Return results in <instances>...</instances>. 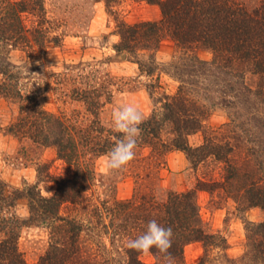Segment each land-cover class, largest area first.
I'll return each mask as SVG.
<instances>
[{
  "label": "trees",
  "instance_id": "16d2710c",
  "mask_svg": "<svg viewBox=\"0 0 264 264\" xmlns=\"http://www.w3.org/2000/svg\"><path fill=\"white\" fill-rule=\"evenodd\" d=\"M122 1L106 0L109 7ZM146 1L160 6L162 18L134 25L119 22L121 41L115 49L140 59L141 51H156L165 38H171L180 53L175 64L180 86L174 96L162 101V111L140 125L142 132L130 164L143 166L146 147L160 161L172 150L182 151L195 167L214 158L224 164L223 181H200L197 190L211 194L221 190L243 209L258 208L264 214V116H259L264 111V6L250 9L236 0ZM27 17L32 20L30 25ZM60 25L48 17L45 0H0V106L5 103L17 111L8 132L21 142L55 147L59 159L71 168L69 175L48 176L57 186L48 197L38 185L20 189L0 177V264H30L19 248L21 231L30 224L51 233L47 252L35 264H163L164 255L155 248L150 252L155 261L146 262L142 254L123 243L143 234L153 219L173 230L169 249L173 264H185V249L195 242H201L204 249L196 264L220 260L224 264H264V219L247 224L246 251L232 258L228 240L207 232L196 190L170 192L160 201L155 193L137 189L130 199L114 197L101 206L93 205L88 210L89 224L62 213L65 205L88 204V194L97 183L95 160L107 156L120 134L100 119L101 109L113 98L110 85L91 86L83 70L65 74L58 85L66 98L86 106L94 117L86 122L79 116L48 111L40 105L37 92L29 90L26 80L31 76L23 69L37 50L62 44ZM200 49L212 52L213 59L202 60ZM16 52L21 53L24 66L14 62ZM137 62L150 75L157 68L153 63ZM249 73L258 77L255 89L246 82ZM216 95L225 100L231 95L234 100L229 103L239 104L230 110L231 122L222 134L207 128L218 107ZM253 121L255 130L251 129ZM199 132L205 133L204 144L193 147L190 136ZM22 200L29 206L26 219L16 212ZM86 231L109 235L114 246L121 242L117 256L100 260L89 253L83 238Z\"/></svg>",
  "mask_w": 264,
  "mask_h": 264
},
{
  "label": "rangeland",
  "instance_id": "374dc122",
  "mask_svg": "<svg viewBox=\"0 0 264 264\" xmlns=\"http://www.w3.org/2000/svg\"><path fill=\"white\" fill-rule=\"evenodd\" d=\"M45 1L48 17L61 24L59 34L64 35V40L59 46L49 44L45 50H37L29 61V66L23 69L27 76H31L26 80L29 90L37 92L38 101L45 109L67 117L79 116L81 122L94 118L83 103L66 98L59 90V80L65 74H75L79 70L90 77L87 82H91V86H99L103 82H106V86L110 85L112 101L100 111V119L107 127H112V112L119 104L134 103L146 120L154 112L162 111V101L167 96L177 93L180 81L175 64L180 53L171 38H165L156 51H141L140 59H134L126 53L120 54L115 49V45L121 41L118 34L119 22L134 25L160 20L162 11L159 5L146 0H123L112 7L107 5L106 0ZM236 1L250 9L264 6V0ZM27 18L30 25L32 20ZM20 54L15 53L14 62L24 66L19 59ZM198 55L202 60L213 59L212 52L206 49H200ZM139 60L144 64H155V72L152 75L143 72L137 62ZM74 65H79L80 68L68 67ZM246 79L249 86L254 89L257 87L258 77L249 73ZM70 86L69 90L73 88L72 83ZM216 96L218 107L207 121V128L222 134L225 126L231 122L230 110L233 107L239 108V104L229 103L234 100L231 95L226 100L225 97ZM16 114L17 111L5 103L0 106V177L20 189L38 185L44 196H52L57 186L48 176L69 175L71 168L59 159L55 147L44 148L31 141L21 142L10 134L8 127ZM259 116L263 117L264 111ZM254 125L253 121L252 130H255ZM166 135L165 133L164 138ZM204 138L205 133L199 132L190 136L189 141L193 147H197L204 144ZM143 154L148 159L142 163L141 168H137V164H129L116 173L107 171L106 156L95 160L97 183L88 194V204L84 207L65 205L62 213L89 224L88 210L93 205L101 206L102 202L114 197L130 199L137 189L155 193L160 201L166 200L170 192L196 190L207 232L224 236L230 245V256L240 258L246 251L247 224L263 221L264 214L258 208L243 209L221 190L214 194L197 190L200 181L222 182L224 164L209 158L195 167L188 156L179 150L168 152L161 161L151 153L149 147L144 148ZM16 212L23 219L29 217L27 200L19 202ZM101 234L86 231L83 236L85 249L100 260L117 256L116 248H120L122 243L117 241L114 246L109 235ZM126 241L124 239L123 243ZM50 243V229L38 225L25 226L19 238L20 251L30 264L39 262ZM203 251L201 242L189 244L185 249V264H196ZM142 258L146 262L155 261L151 254L143 255ZM215 264L224 263L220 260Z\"/></svg>",
  "mask_w": 264,
  "mask_h": 264
},
{
  "label": "clouds",
  "instance_id": "9594fccd",
  "mask_svg": "<svg viewBox=\"0 0 264 264\" xmlns=\"http://www.w3.org/2000/svg\"><path fill=\"white\" fill-rule=\"evenodd\" d=\"M143 120L142 112L134 103H122L113 110L112 131L120 136L105 158V167L109 173L120 172L135 159V149L142 132L140 125ZM172 240V228L162 226L153 219L147 223L143 234L126 241V247L142 255L150 254L155 248L164 255L166 264H173V257L169 251Z\"/></svg>",
  "mask_w": 264,
  "mask_h": 264
}]
</instances>
